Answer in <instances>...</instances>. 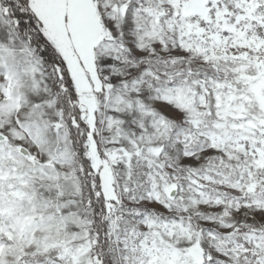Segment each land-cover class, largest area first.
Listing matches in <instances>:
<instances>
[{"label":"snow or ice","instance_id":"snow-or-ice-1","mask_svg":"<svg viewBox=\"0 0 264 264\" xmlns=\"http://www.w3.org/2000/svg\"><path fill=\"white\" fill-rule=\"evenodd\" d=\"M0 264H264V0H0Z\"/></svg>","mask_w":264,"mask_h":264}]
</instances>
